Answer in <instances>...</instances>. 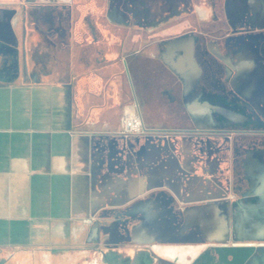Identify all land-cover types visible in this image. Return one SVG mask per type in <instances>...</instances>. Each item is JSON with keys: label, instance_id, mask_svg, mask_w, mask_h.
<instances>
[{"label": "crops", "instance_id": "crops-1", "mask_svg": "<svg viewBox=\"0 0 264 264\" xmlns=\"http://www.w3.org/2000/svg\"><path fill=\"white\" fill-rule=\"evenodd\" d=\"M216 5L217 0H0V262L54 264L66 245L86 243L93 224L113 239L110 244L125 243L120 255L134 262L153 245L264 243V210L241 208L233 219L216 196L189 197L184 185L194 190L201 180L191 160L168 155L174 146L152 142L138 157L112 153L107 135L120 129L123 110L132 106L122 105L118 77L92 71L117 68L137 33L157 26L160 64L168 67L167 56L190 90L195 41L187 32L169 39L165 23L189 16L213 22ZM222 6L234 24L250 13L249 23L264 24V0H223ZM255 36L239 41L243 75L255 61ZM206 45L217 48L213 40ZM89 49L97 52L94 63ZM130 61L125 69L136 66ZM186 111L195 119L210 108L190 98ZM142 117L147 126L161 124ZM88 218L92 224L84 222ZM257 248L248 261L257 256L264 263Z\"/></svg>", "mask_w": 264, "mask_h": 264}, {"label": "rangeland", "instance_id": "rangeland-1", "mask_svg": "<svg viewBox=\"0 0 264 264\" xmlns=\"http://www.w3.org/2000/svg\"><path fill=\"white\" fill-rule=\"evenodd\" d=\"M217 11L221 14L220 4ZM218 17H221L222 20L217 21L215 24L199 22L193 16L170 21L167 24L168 38H176L178 35V39H182L184 37L181 35L183 32L194 31L202 43L207 39L222 42L225 38H228L227 35L225 36V34H228V28L223 15L221 14ZM157 28V26L150 27L149 30L154 29L153 32L148 30L144 33L138 32L134 47L120 55L117 68L110 69L105 66L92 70L98 71V73L101 72V75L106 79L111 78V76L120 79V92L125 96L122 105L133 106L136 93L142 89V85L145 86L146 81L149 82V86H145L144 89L150 91L149 94L151 95L156 84L172 82V76L162 68L158 59L160 54L158 45L160 43L158 36H155ZM245 30L246 34L256 35L253 46H264V28H257L252 31L247 26ZM7 50L10 51L11 48ZM88 55L89 62L94 63L97 60L95 49H89ZM133 55H150L154 56V59L147 66L142 67V71L135 70L136 76H133V74L130 75V73H133L131 66L129 69L124 68V62L129 63ZM141 61L146 60L143 58ZM259 79L262 81L261 90L259 92L255 91V95L261 99L244 98L235 93L240 100L235 107L237 108L236 114L233 111L229 120L227 113L220 112L215 118L217 120H223V118L229 120L222 124H230V127H218L221 123L214 122V128H210L206 125V121H194L185 115L181 116L179 122L173 119H169L167 122L169 124L167 125L174 129L173 132L170 131L169 133L176 136L178 142L192 141V147L187 154L194 164V172L202 182L208 184V181H210L209 183L216 190H222V193L215 197L218 200V206L221 210H231L233 219L238 216L241 208H246L250 212H255L256 209L264 210V76L260 75ZM200 86L206 91L205 103L208 104L218 94V89L211 85L206 78H202ZM230 87L235 90L232 85ZM248 89H250V86ZM216 97L219 98V96ZM227 102H230V100L228 99ZM161 107L165 108L162 109ZM146 109L150 112L153 120L160 121L161 111L166 109V104L161 100H151L147 103ZM143 116H145L144 113ZM153 120L150 124L153 123ZM147 124L149 123L145 122L146 126ZM176 125L181 126V128H177ZM208 141L213 145L208 144ZM89 231L90 228L86 231V234H88L86 243L77 244L78 241L66 245L65 252L57 254L54 264H110L106 259L108 246L101 237L96 241L90 240ZM260 242H264V240ZM224 245L229 244L221 243L212 247ZM257 246H260V249L264 248V243L253 245L254 249ZM61 247H64V245L62 244ZM260 249L257 248L256 253H261ZM111 260L115 261V258L112 256ZM0 264H18V262L3 261ZM260 264L264 263L260 262Z\"/></svg>", "mask_w": 264, "mask_h": 264}, {"label": "flooded vegetation", "instance_id": "flooded-vegetation-1", "mask_svg": "<svg viewBox=\"0 0 264 264\" xmlns=\"http://www.w3.org/2000/svg\"><path fill=\"white\" fill-rule=\"evenodd\" d=\"M222 1L223 0H217L216 18L210 23L215 24L217 21L222 20L221 17H218L222 14L228 28V34H225V36L227 35L228 38H225L222 42H219L215 39H207L204 43H202L198 39L196 32H187L192 34L191 36H193L195 41V45L191 52V57L195 63V85L187 91V89L183 86V79L179 74L174 72V63L166 56L168 67H166L164 64L161 66L164 70H166V72L169 73L170 76H172V82H160L159 84H156L154 89H152L154 90L152 95L149 94L150 91L144 89L145 86H149V82L146 81L144 83L145 86L142 85L143 87L139 83L142 89H138L139 91L135 95V101L137 102L136 105L140 110V113L142 115L144 113L148 117H151L150 112H148L146 109L148 102L151 100H161L166 104V109L161 111V124H158V127H147L144 122L143 132L132 137H127L126 135L122 134L120 129L112 135H107L109 148L111 147V152L116 153V156L121 155V153H124V151H130L138 157L144 151L142 148L143 146L147 144L149 145L152 142H161L162 144L166 143L167 145L174 146L173 151L168 150V155L171 157H179L182 155L184 159L190 160V157H188L187 153H189V150L192 147V141L185 140L182 141V143L178 142L176 140V136H173L172 133H169L170 131L173 132L174 130L168 126L169 124L167 122L169 119L179 122L181 116L184 115L194 121H200L204 118H207V121L210 123L208 127L214 128L213 124L216 122L221 123L218 127L226 128L230 127V124L222 123L230 120V114H232L233 111L236 114L237 108L235 107L240 101L239 97H237L235 93L244 98L261 99L257 98L255 91L259 92L261 90L262 81H260L261 79L259 78L260 75L264 76V46H255V61L251 63L247 73L243 75L245 71V65L242 61L243 47L241 46L240 42H243V40H246L247 38H251L250 36L252 34H246L245 32L247 26L253 31L257 28H264V24L254 25L249 23L251 13L245 14L242 20L238 21L237 24L232 23L225 14ZM219 4L221 5V14L217 11ZM179 19L180 18L173 20L169 19L165 24H168L170 21H177ZM176 38H178V35ZM208 40H213L217 44V48L211 51L206 45ZM136 56L137 55H133L132 61H130L131 64H136V66L131 69L133 73H130V75L133 74V76H136L135 70L142 71V67L144 68L154 59L147 58L145 59L146 61L140 62ZM240 76H243L241 82H239L237 79H240ZM202 78H206L211 85H214L218 89V94H216V96H219V98L215 96L213 100L210 99L211 102L208 104L205 103L206 91L200 86ZM231 85L235 88V90L230 87ZM249 86L250 89H248ZM190 98L197 99L208 106L210 108L209 115L200 116V114H197L198 116L195 119L191 118L186 111V101ZM228 99L230 102H227ZM189 108H191L194 112L198 110L194 107V105H192V107L189 105ZM220 112L227 113V118L229 120H225L224 118L223 120L215 119ZM163 114H165V116H163ZM177 125V128H181V126ZM208 144L211 146L213 145L209 141ZM177 145H183L185 146V149L177 150L175 148ZM126 147H128V149ZM198 182L197 188H195L196 190H191L190 185H184L187 187V191L190 194L189 197L191 199L194 197L196 198L197 196H205V198L210 199L222 193V190H216V188H214L212 184L209 183L210 181H208V184L202 181ZM90 224H92V222ZM89 228L90 240L96 241L99 237H101L104 243L108 246L109 250L106 259L110 264H189V262H191L190 264H202L201 259H204L203 264H260V259L257 256L254 257L253 260L248 261L255 250L251 245L235 243L233 245L212 247L215 244H207V242H201L200 244H188L185 246L171 245L158 247L153 245V247L146 248V251L150 250L149 253L144 252V254H142V258L134 262L131 259H128L127 256L120 255L121 252L128 249L125 243L120 245L110 244L113 239L106 238L102 231L103 228L97 224H93ZM167 248H175L176 253L172 255L167 254L165 252ZM179 249L186 250V253H178ZM261 250L264 252V248H261ZM205 254L210 255V259L204 258ZM178 255H180V257H178ZM112 256L115 258V261L111 260ZM262 261H264V257H262Z\"/></svg>", "mask_w": 264, "mask_h": 264}, {"label": "built area", "instance_id": "built-area-1", "mask_svg": "<svg viewBox=\"0 0 264 264\" xmlns=\"http://www.w3.org/2000/svg\"><path fill=\"white\" fill-rule=\"evenodd\" d=\"M144 130V120L142 114L138 110L136 104L130 108H125L121 114L120 118V131L122 134L138 135ZM85 223L90 224L92 222L91 218L85 219Z\"/></svg>", "mask_w": 264, "mask_h": 264}, {"label": "bare ground", "instance_id": "bare-ground-1", "mask_svg": "<svg viewBox=\"0 0 264 264\" xmlns=\"http://www.w3.org/2000/svg\"><path fill=\"white\" fill-rule=\"evenodd\" d=\"M165 252L167 253V254H169V255H172V254H175L176 253V249L175 248H167L166 250H165ZM178 253H181V254H185L186 253V250H183V249H179L178 250ZM177 256V255H176ZM178 257H180V255H178ZM210 255H208V254H205L204 255V258H206V259H210ZM201 262H202V264L204 263V259L202 260L201 259Z\"/></svg>", "mask_w": 264, "mask_h": 264}, {"label": "water", "instance_id": "water-1", "mask_svg": "<svg viewBox=\"0 0 264 264\" xmlns=\"http://www.w3.org/2000/svg\"><path fill=\"white\" fill-rule=\"evenodd\" d=\"M10 17H11V15L8 17V19H7V21H6V23H7L8 25L11 24ZM185 169H186V167H185Z\"/></svg>", "mask_w": 264, "mask_h": 264}]
</instances>
